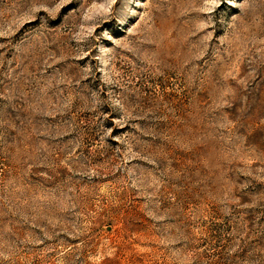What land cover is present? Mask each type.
<instances>
[{"label": "rangeland", "instance_id": "374dc122", "mask_svg": "<svg viewBox=\"0 0 264 264\" xmlns=\"http://www.w3.org/2000/svg\"><path fill=\"white\" fill-rule=\"evenodd\" d=\"M0 264H264V0H0Z\"/></svg>", "mask_w": 264, "mask_h": 264}]
</instances>
